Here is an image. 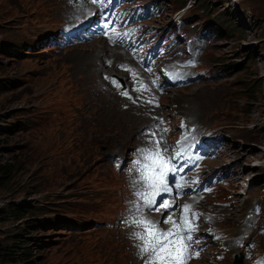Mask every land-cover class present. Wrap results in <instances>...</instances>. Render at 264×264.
<instances>
[{"label": "rangeland", "instance_id": "1", "mask_svg": "<svg viewBox=\"0 0 264 264\" xmlns=\"http://www.w3.org/2000/svg\"><path fill=\"white\" fill-rule=\"evenodd\" d=\"M72 1L85 4L83 0ZM92 1L99 6L100 21L88 22L86 31L94 32L101 26L115 44L113 49L104 47L108 55L103 61L110 62L114 58L108 60L110 54H117L124 64L134 62L142 69L140 81L147 73L143 65L153 54L156 38L178 25V15L182 16L181 28L191 36L205 37L201 42L205 72L190 85L161 97L164 105L159 112L174 129L185 118L223 133L227 148L208 164L226 175L229 185L219 188L217 198L209 197L208 208L224 215V221H216L220 232L233 238L242 236L246 231L242 221L256 205H260L264 220V67L256 65L264 61V0H147L164 6L160 14L148 17L143 14L145 7H135L133 0ZM184 2L188 5L182 8ZM49 5L44 0H0V166L9 171V176L0 180V264H6L1 254L18 250L26 242L32 264H134V252L128 250L123 235L116 233L127 189L124 177L115 171L125 153L132 157L129 149L142 140L150 148L148 137H158L157 132L152 135L153 130H145L154 116L148 117L143 104H136L132 107L142 111L136 112L140 121L132 128L110 117L102 118L88 88L103 82L101 77L108 71L96 77L87 69L88 77L76 83L73 91L70 72L80 71L88 62L99 66L97 55H103L100 44L107 40L101 32L84 41L80 32L86 20L84 24L79 19L59 25L64 13L57 15L54 5ZM61 29H76L75 39L71 31ZM94 40L102 41L95 53L84 52ZM77 44L85 46L72 48ZM122 44L131 47V53ZM107 74H112V85L128 89L127 80L124 89L123 75ZM212 83L225 90L226 98L215 93ZM216 96L226 104L218 108ZM132 113L125 116L130 118ZM158 127L172 151L168 126L160 121ZM94 141L100 166L90 159ZM244 147L257 149V156L231 166L237 154L232 150ZM232 152L233 158H228ZM131 162L127 160L123 168L129 164L139 168ZM228 166L229 170H221ZM63 168L66 172H59ZM150 192L149 188L145 194ZM217 199L229 203L221 205ZM135 201L129 217L147 220L144 207L151 210L147 201L138 195ZM136 207L140 211H135ZM19 208L29 213L18 216L13 211ZM250 222L255 223L256 216ZM141 229L134 226L129 231L131 245L136 246L135 264L143 259L142 245L135 235ZM256 240L264 251V238ZM217 250L216 242H210L207 253L191 263L237 264L243 257L238 250L219 258ZM242 264L248 262L244 259Z\"/></svg>", "mask_w": 264, "mask_h": 264}, {"label": "bare ground", "instance_id": "2", "mask_svg": "<svg viewBox=\"0 0 264 264\" xmlns=\"http://www.w3.org/2000/svg\"><path fill=\"white\" fill-rule=\"evenodd\" d=\"M44 1L46 2V6H50L49 4H53L54 5V10H57V15H62V13H64V15L62 16L63 19L61 21H59V25H62L63 23H66L68 21L69 22H74V21H77L79 19H80L79 22H81V24H84L85 20H86V13L92 11L91 4H90L89 0H83L84 3H85L84 5L79 3V1L75 2V1H72V0H44ZM60 31H63V29H61ZM204 35L207 36L205 33H204ZM99 40H102V39H99ZM96 41L97 40H94L93 43L90 44V46H86V48L83 49V51L88 53V54L89 53H92V54L95 53V51L99 48L98 47L99 44H97V43L102 42V41H97V42ZM100 45H103V47H102L103 55H101L100 57L97 55V57L99 58V59L97 58V60H99V62H100L99 66L96 65V67H93V64H91V62H88V63H86L84 65V68L81 69L80 71H76L75 73L74 72H70V75H71L70 77H71V83H72L73 91L74 92L76 91V83H77V85H79V81L81 79H83L84 77H88V71H86L87 69H90L89 72H92V74H94L96 77H97L98 73H100L101 71H108V72L103 73V75L101 77V78H103V82H101V83L104 85V90L102 89L101 83L99 84V83H95V82L88 88L89 98H91L93 101H95L97 103L96 111L99 110L100 115H101L102 118L109 119V117H110L111 119H115V121H117V122H122V123H124L126 125H130L131 128H132L133 126H135L140 121L135 115L136 112L142 111V109H134L132 107V106L136 107L135 101L138 102L137 105L143 104V106H144L143 108L146 109V111H147V113H149V115L157 114V112L159 110L157 108H155L153 105L149 104L145 100L146 96L143 95L138 90L133 89V88L136 87L135 78L132 75L131 69L127 65H125L124 63H122L120 61V56L121 55L118 56L117 54H115V55L110 54L111 57H109L107 59L111 60L114 57L113 60L110 61V62L105 60V62H104L103 61L104 56L108 55V52L104 49V47H106L107 43L104 42L103 44H100ZM78 46H85V45L77 44V45L73 46L72 48H75V47H78ZM94 56H95V54H94ZM91 58H93V57H91ZM86 59L87 58H85V60ZM258 63H260V65L256 64L258 67L261 68V64L264 67V61L263 60H261ZM130 64H131V62H130ZM108 68H110V69H108ZM112 72L113 73L114 72H118V73H120L121 75H123L125 77V79L128 82V89L127 90H131V93H132V96H133V100H127L126 98H124V96L121 94V93H123V90L115 87V85H112V83L110 81V78H111L112 74H107V73H112ZM252 72L255 73L253 69H252ZM212 84L216 86L215 93H217L219 96H222L223 98H226L225 90H223L218 83L217 84L212 83ZM124 101L128 102V104L124 103ZM216 102H217L218 108H220V107H222V106H224L226 104V101L224 99L219 98L217 96H216ZM129 111H133V113H132L130 118L125 116V113H127ZM146 116H148V115H146ZM148 117L151 118V116H148ZM151 120L152 121L149 120L151 122V123H149V127L148 128L146 127L147 129H145V130H152V128L154 126V118L151 119ZM145 123H146V121H145ZM140 124H141V122H140ZM138 125H137V127H138ZM256 125H257V123H256ZM257 127H259V125H257L256 128ZM88 131L90 132V130H88ZM148 138H149V140L147 141V145L150 146L152 151H159V152L163 151L164 152V150L162 149V146L158 145V143H156L154 137H148ZM142 141L137 146H135L133 149H129L128 150V151H133V154H132L131 158H127L126 157V153L122 156L121 161L120 160L118 161V168L115 171L117 174L120 173V175H122V177H124L125 187L127 189V190H125V194H127V198H126V201H125V206L123 205L122 212L119 214L118 218L116 219V223H115V225H116V233L118 232L121 235H123L122 236L123 240L126 241L125 244H128V247H129L128 250L134 252V254L132 255V258L134 259L133 260L134 264H135V261H136V259H135V253H136L135 247L136 246L135 245H131V240L132 239H131V237L129 235V231L134 226L137 227V225H134V224L131 223L132 218L129 217L128 212H129V208L132 207L133 205H135V203H136L135 196L137 195V193H146L147 190L150 187L148 186L147 182H145V181H143L141 179V169H140V167L134 169L129 164V167L125 170L123 168V165L125 164V162L127 160H130V161H132L134 163V157H136V156H137L138 159H140L141 158V154L138 151L139 149H142V148L148 149L149 148V147L148 148L145 147V145L142 143ZM92 147L94 149V152L92 154H90L91 162L94 163L95 166H100L99 161L101 160V157H100V155L95 153V148L97 147L96 141H94L92 143ZM150 148H149V150H150ZM256 150L257 149H255V148H249V147L233 149L232 151L237 152V154L234 155L233 152L232 153H228L227 157L228 158H233V155L235 156L234 158L236 159V162L235 163H233V162L231 163V166H233L235 164H240L241 161H243V160H249V159H251V157H256L257 156L255 154ZM162 155L165 156L166 155L165 152ZM66 158H67L66 159V161H67L69 159V157L66 156ZM132 162H131V165H132ZM58 166H62V165H58ZM65 169L66 168H63L59 172H61V173L66 172ZM229 169H230V166L226 167L225 169H221V170L227 171ZM238 184H239V182H238ZM150 190H151V188H150ZM180 191L185 193L183 195L184 198L181 199L180 202H179V204H180L179 211H183V208H184L185 205H187V202H185V204H184L182 201L185 200V199L186 200H191L192 199V192H191V190H188L186 188L185 182L183 183ZM165 196H167L166 192L160 193L159 195H157L155 197V204L150 206L151 210H147V209H145V207H144V210H145V214H146L147 218L148 217H152L154 219L153 222H156V224L159 223L160 228L165 230V231H167L172 226H171L170 222L167 223V224L164 223V220H165L166 217L169 216L168 213L170 212V210L169 209H164V208H160L158 211L156 210V208L159 207V205L162 203V200H163V198ZM168 197H171V196L168 195ZM160 201H161V203H160ZM172 216L175 217V220H177V221L180 220L178 213L173 214ZM209 227H211V223L207 222L205 227H204V229H203V231L199 230V233L200 234H204L207 237V240H208V242L210 244V242H213V236L207 233V229ZM143 232H144V229L142 228L140 230V233L143 234ZM119 241H118V244H119ZM114 242L117 243L116 241H114ZM137 242H139L141 245H143V242L141 240L137 239ZM119 245L121 246V244H119ZM119 245H117V246H119ZM122 250H123V248H122ZM151 255H152L151 252H148V253L142 252L141 253V257L143 259H142L141 264H146V262L149 260ZM187 264H192V263L189 262Z\"/></svg>", "mask_w": 264, "mask_h": 264}, {"label": "snow or ice", "instance_id": "3", "mask_svg": "<svg viewBox=\"0 0 264 264\" xmlns=\"http://www.w3.org/2000/svg\"><path fill=\"white\" fill-rule=\"evenodd\" d=\"M96 2V0H94ZM103 2V0H99ZM119 86V85H117ZM127 96V92L121 93ZM152 135H155L152 133ZM159 143V141H157ZM141 158L134 163L141 169V179L147 182L152 189L150 193H137L138 196L145 199L149 206L155 204V197L162 192H170L168 188L166 175L170 169V160L165 159L161 152L152 151L149 149H139ZM151 197V198H149ZM172 205L167 201L162 202L159 207L168 209ZM135 211H140L139 207ZM191 205H185L183 208V215L181 217L182 223H177L172 219L170 214L165 218L164 223L171 222L172 227L167 231L157 227L156 222L149 221L143 218H136L133 216L131 223L140 226L144 229L143 234L136 233L135 235L143 242L141 251L144 253L151 252L149 260L146 264H187V259L191 255H199L198 252L190 251V242L193 240L192 233L195 231L196 225L193 220L198 218V214L191 213ZM185 233H187L185 235ZM198 243V241H197ZM259 264H264L260 261Z\"/></svg>", "mask_w": 264, "mask_h": 264}, {"label": "trees", "instance_id": "4", "mask_svg": "<svg viewBox=\"0 0 264 264\" xmlns=\"http://www.w3.org/2000/svg\"><path fill=\"white\" fill-rule=\"evenodd\" d=\"M188 4L186 2H184L182 4V8H185ZM262 86V85H261ZM0 175H3L2 177L0 176V180L1 179H5L7 178V176H9V171L7 170H4V168L2 166H0ZM21 208H19L18 210H14L13 212L16 214V215H22L23 213H29V211H26V210H20ZM11 212V211H10ZM6 216H10L8 214H6ZM1 219V218H0ZM6 220H9V218H7ZM24 246L23 247H20L18 246V250H15V251H11V253H4V254H1L3 255L5 258H4V262L6 264H32L29 259V257L32 255L30 252H29V244L28 242L24 243L23 244ZM15 252V253H13Z\"/></svg>", "mask_w": 264, "mask_h": 264}]
</instances>
